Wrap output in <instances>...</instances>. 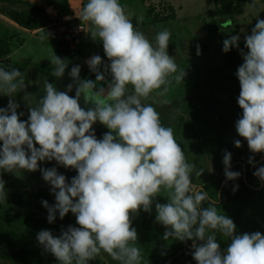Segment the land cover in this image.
Instances as JSON below:
<instances>
[{"label":"clouds","instance_id":"obj_1","mask_svg":"<svg viewBox=\"0 0 264 264\" xmlns=\"http://www.w3.org/2000/svg\"><path fill=\"white\" fill-rule=\"evenodd\" d=\"M77 17L91 25L88 33L93 41L102 42L107 57L108 62L99 55L87 61L95 80L81 79L80 65L68 72L72 83L65 91L45 77L43 94L33 105L22 72L0 64V96L9 97L7 106L0 107V174L39 170L55 198L52 204L41 201L47 222L71 213L78 225L61 226L59 234L38 231L35 239L43 252L58 264H90L102 250L120 264H141L132 214L151 213L154 206L155 221L165 227L163 239L192 241L197 264H264V234L238 232L234 220L218 212L215 201L202 207L209 196L203 186L193 184L195 165L187 162L173 128L146 103L154 91L167 92L169 77L177 72L175 57L168 53L170 32L160 31L150 41L134 27L120 0H87ZM240 39L239 34L224 39L222 51L236 48L243 60L235 72L240 84L236 100L242 109L235 129L246 139L253 154L248 163L255 167L254 154L264 153V19L257 17L251 34L244 36L243 49ZM49 60L51 75L62 78L68 61L57 55ZM184 77L182 72L175 80L179 83ZM74 86L75 95L70 96ZM21 92L27 120L21 119L25 112H18L20 104L15 101ZM97 122L109 129L101 139L93 128ZM234 145L240 148L241 140L235 139ZM231 160L232 153L225 150L226 182L241 176L230 170ZM45 161L74 169L77 175L69 181L57 166L41 167ZM208 170L214 171L212 166ZM204 171L200 168L195 175ZM253 175L264 185V165ZM238 188L236 184L232 191ZM162 190L168 194L164 203L156 200ZM216 233L230 239L226 249Z\"/></svg>","mask_w":264,"mask_h":264},{"label":"rangeland","instance_id":"obj_2","mask_svg":"<svg viewBox=\"0 0 264 264\" xmlns=\"http://www.w3.org/2000/svg\"><path fill=\"white\" fill-rule=\"evenodd\" d=\"M87 0H0V39L9 43V53L0 59L5 67L18 68L26 82V91L35 104L43 94L42 84L46 77L58 90L65 91V86L72 83L68 75L71 67L81 66V79L95 80V74L88 67L87 61L94 55L101 56L105 62L102 42L93 41L90 34L91 25L81 22L77 16ZM134 26L152 41L160 31L170 32L168 53L175 57L177 72L169 77L167 92L154 91L146 103H151L160 113L166 126L173 128L174 136L186 154V160L195 165L192 174L193 184L197 187L210 182H219L224 178L222 163L224 151L232 153L231 164L239 160L248 161L253 155L246 139L240 137L235 129V121L242 109L236 97L240 84L235 76L242 57L228 59V53L222 51L223 39L219 33L226 31L227 38L239 34L240 43L244 36L251 34V29L259 19H264V0H120ZM46 14L48 23L39 29H32L37 18ZM77 15V16H76ZM11 17L18 18V23ZM142 17V20L139 18ZM84 25L86 31L66 41V33L72 28ZM220 25V28H217ZM199 46V54L197 48ZM59 56L68 61L65 75L57 79L51 75L52 65L49 60ZM66 61V62H67ZM185 72L184 80L176 82L175 76ZM111 79V77H107ZM102 86L107 87L104 82ZM99 86V85H98ZM163 88V86H162ZM131 90V85H129ZM70 96L75 95V86ZM24 93L15 94V101L20 104L18 112H25L22 120H27L28 107L23 101ZM9 97L0 96V107L7 106ZM81 107H85L81 100ZM98 139L109 129L97 122L93 125ZM241 140L242 146L235 147L234 140ZM39 147V145H37ZM255 159L264 156L256 153ZM57 166L58 171L70 179L77 175L76 170L56 165L55 161L41 162V167ZM213 167L214 171L208 168ZM205 168L202 176L195 171ZM0 177L4 188L0 190V214L13 216L20 212L32 214L47 221V210L41 201L55 202L50 192V185L42 178L39 170L29 172L14 170L3 172ZM168 194L162 190L156 198L158 202H167ZM221 214H227L234 220L238 232L260 231L264 234V188L253 190L248 186L241 188L236 198L228 203H215ZM133 215V227L137 229V248L141 250V264H197L191 255L192 244L189 241L163 239L165 227L155 221V207L151 213L140 210ZM75 216L69 213L63 220L57 219L52 225L58 230L61 226L76 225ZM12 227L17 224H11ZM78 226V225H76ZM42 226L38 231L44 230ZM22 231V230H21ZM37 231V232H38ZM221 248L226 249L230 243L228 237L216 233ZM7 243H0V264H12L7 257L11 251ZM27 246L30 250L43 252L36 239L29 244H14L13 248ZM42 262L34 264H58L54 259L42 255ZM90 264H120L106 252Z\"/></svg>","mask_w":264,"mask_h":264},{"label":"trees","instance_id":"obj_3","mask_svg":"<svg viewBox=\"0 0 264 264\" xmlns=\"http://www.w3.org/2000/svg\"><path fill=\"white\" fill-rule=\"evenodd\" d=\"M5 1V0H2ZM235 1V0H233ZM247 1V0H243ZM13 21L19 24L18 18L11 17ZM48 23V16L44 14L42 18H37L35 23L32 25V29H39L46 26ZM134 26L137 25L136 20H132ZM217 28H220V25H217ZM228 33L226 31H222L219 33V37L221 39H226ZM74 40V38L72 39ZM240 48H244V42L239 44ZM245 51H247L245 49ZM9 53V43L6 39H0V59L6 57ZM241 56L239 50L233 48L230 52H228V59H236ZM260 165H264V156L255 159V167L252 164H249L248 161L239 160L231 164V171H238L241 173V176L236 181H227L226 177L219 182H210L204 184V190L208 193L209 200L205 201L202 207H208L210 201H215L216 203H228L237 197L240 190L244 186H248L253 190L263 189L264 185L259 183L257 177L253 175V172L256 170V167ZM0 177L3 175L0 174ZM238 184L239 188L237 191L233 192V186ZM4 196L0 194V199ZM76 223V220H74ZM11 224H17V226L12 227ZM42 226L47 229L53 231L55 234H59L60 230L57 229L56 226L49 224L47 221L39 218L38 216L27 214V213H18L13 216H5V214H0V243H7V248L11 251L7 254L10 262L12 264H34L36 262H42L41 256L44 255L48 257L49 261L55 259L50 253H44L37 250H30L27 246H18V248H13V245L23 243L29 244L35 239L37 231L42 228ZM22 230V231H21ZM189 243L193 242L189 240ZM56 260V259H55ZM44 264L46 262H43Z\"/></svg>","mask_w":264,"mask_h":264},{"label":"built area","instance_id":"obj_4","mask_svg":"<svg viewBox=\"0 0 264 264\" xmlns=\"http://www.w3.org/2000/svg\"><path fill=\"white\" fill-rule=\"evenodd\" d=\"M85 26L84 25H79L76 28H72L67 31L66 33V41L72 40L74 37L78 36L79 34L85 32Z\"/></svg>","mask_w":264,"mask_h":264},{"label":"water","instance_id":"obj_5","mask_svg":"<svg viewBox=\"0 0 264 264\" xmlns=\"http://www.w3.org/2000/svg\"><path fill=\"white\" fill-rule=\"evenodd\" d=\"M102 82H100V85H101Z\"/></svg>","mask_w":264,"mask_h":264}]
</instances>
